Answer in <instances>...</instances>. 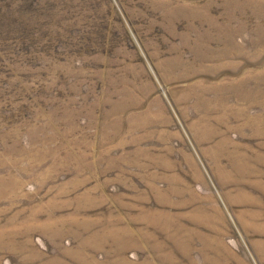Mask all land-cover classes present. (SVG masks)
<instances>
[{
    "label": "rangeland",
    "instance_id": "374dc122",
    "mask_svg": "<svg viewBox=\"0 0 264 264\" xmlns=\"http://www.w3.org/2000/svg\"><path fill=\"white\" fill-rule=\"evenodd\" d=\"M0 264H264V0H0Z\"/></svg>",
    "mask_w": 264,
    "mask_h": 264
}]
</instances>
